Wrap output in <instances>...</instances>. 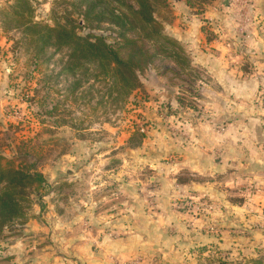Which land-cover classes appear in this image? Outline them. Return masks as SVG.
Listing matches in <instances>:
<instances>
[{"label": "rangeland", "instance_id": "374dc122", "mask_svg": "<svg viewBox=\"0 0 264 264\" xmlns=\"http://www.w3.org/2000/svg\"><path fill=\"white\" fill-rule=\"evenodd\" d=\"M98 2L0 0V264H255L264 0H150L173 42H146L133 87L88 47L117 45ZM206 52L256 79L226 95V120L192 64Z\"/></svg>", "mask_w": 264, "mask_h": 264}, {"label": "trees", "instance_id": "16d2710c", "mask_svg": "<svg viewBox=\"0 0 264 264\" xmlns=\"http://www.w3.org/2000/svg\"><path fill=\"white\" fill-rule=\"evenodd\" d=\"M25 1V0H24ZM91 1V0H90ZM100 1L99 12L103 15L109 14L110 17L108 24L115 27L117 35V45L116 47L110 49V47L100 39L96 37L93 43L88 42V47H97L100 50L97 52H103V55L113 56L112 58L116 61H113L109 65L108 69L105 71L108 73L112 72L114 79H119L122 82H128L130 86L135 83V73L132 71V68L136 66L139 62H143L148 56H150L147 51L148 48L144 47L147 41H152L153 43L161 42L171 43V39L165 37L161 31L160 21H158L153 4L150 0H131L133 2L126 3L121 1L119 3V9H109L107 10ZM130 1V0H129ZM160 0H156L159 2ZM154 2V1H153ZM91 2L88 4V6ZM84 20L88 21L86 17ZM118 67L122 68L121 71L117 69ZM122 72H125V77ZM127 76V77H126ZM4 160V157H0V161ZM7 165H11L10 161H5ZM1 169V166H0ZM0 172H12L9 168H3ZM34 179L40 178V174H33ZM12 190V189H11ZM2 201V199H0ZM255 264H264V257L254 260ZM211 264V263H210ZM217 264H232L229 261L219 259ZM237 264V263H235Z\"/></svg>", "mask_w": 264, "mask_h": 264}, {"label": "crops", "instance_id": "0c3cea01", "mask_svg": "<svg viewBox=\"0 0 264 264\" xmlns=\"http://www.w3.org/2000/svg\"><path fill=\"white\" fill-rule=\"evenodd\" d=\"M188 33H185V36ZM173 34V37H178L177 35ZM202 56H197V58L192 59V64H200L203 68L206 74L208 75L210 81L215 85L216 90L215 93L218 96V99L215 101L214 105H212L213 111H216L218 114L219 120H221V114L223 116L222 120H226V114H227V105H226V95L232 94L236 98L238 97H247V96H253L254 91L256 90L255 82L256 79L252 77L251 75L247 76L246 74H243L240 67L243 63L239 65L238 61L235 59H226L225 57H220L213 55L211 53H201ZM247 83L252 84L250 88L247 87ZM254 83V84H253ZM212 94V89L209 87L205 89V91H209ZM250 94V95H248ZM255 95V94H254ZM222 100V102H221ZM262 127V126H260ZM241 128V127H238ZM221 130V129H218ZM221 136V135H220ZM221 138V137H220ZM263 139H257L254 138L251 142L252 147H256V153H254L253 156L256 158L254 159L256 162L261 163L262 160L264 161V137ZM258 143H262V149H259L257 147ZM243 149H247V145L242 143L241 147ZM234 150L232 151V153ZM199 152H196L193 154L194 157H197ZM200 158V157H198ZM202 158V157H201ZM195 159V158H194ZM206 161V159H204ZM195 161V160H193ZM262 169V165H261ZM260 169V170H261ZM264 178V168L263 172H261Z\"/></svg>", "mask_w": 264, "mask_h": 264}]
</instances>
